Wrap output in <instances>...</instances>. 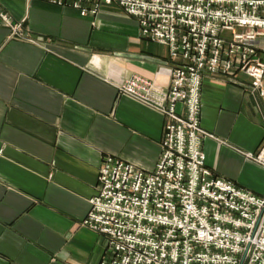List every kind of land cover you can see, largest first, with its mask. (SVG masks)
<instances>
[{"label": "crops", "instance_id": "0c3cea01", "mask_svg": "<svg viewBox=\"0 0 264 264\" xmlns=\"http://www.w3.org/2000/svg\"><path fill=\"white\" fill-rule=\"evenodd\" d=\"M90 8L93 4L83 3ZM28 39L0 22V264H99L103 236L82 224L110 154L153 170L164 116L116 85L141 75L166 88L169 49L121 5L82 15L49 0H0ZM251 78L205 75L206 165L264 197V96Z\"/></svg>", "mask_w": 264, "mask_h": 264}, {"label": "built area", "instance_id": "2783aa9c", "mask_svg": "<svg viewBox=\"0 0 264 264\" xmlns=\"http://www.w3.org/2000/svg\"><path fill=\"white\" fill-rule=\"evenodd\" d=\"M49 1L82 15L121 5L144 37L169 49V86L138 74L116 85L161 112L165 126L153 170L110 153L101 161L82 220L104 238L99 264H264V197L206 165L202 142L214 135L201 121L205 75L241 71L264 96V0ZM0 22L8 38L36 41L1 6ZM260 148L249 156L264 165Z\"/></svg>", "mask_w": 264, "mask_h": 264}]
</instances>
